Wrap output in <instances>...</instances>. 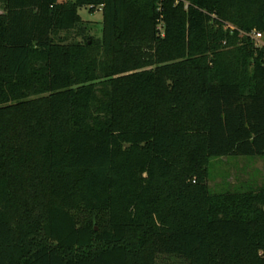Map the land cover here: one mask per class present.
Segmentation results:
<instances>
[{
	"label": "trees",
	"instance_id": "obj_1",
	"mask_svg": "<svg viewBox=\"0 0 264 264\" xmlns=\"http://www.w3.org/2000/svg\"><path fill=\"white\" fill-rule=\"evenodd\" d=\"M1 2L0 264H264V0Z\"/></svg>",
	"mask_w": 264,
	"mask_h": 264
},
{
	"label": "rangeland",
	"instance_id": "obj_2",
	"mask_svg": "<svg viewBox=\"0 0 264 264\" xmlns=\"http://www.w3.org/2000/svg\"><path fill=\"white\" fill-rule=\"evenodd\" d=\"M1 1L0 11L2 10ZM78 13L83 20L86 33L92 38H99L101 36L100 9L89 11L88 8H81ZM65 35L62 34V36ZM68 36L72 40L80 39L73 31ZM207 171V184L211 193L238 190L255 191L264 187V157H215L209 160Z\"/></svg>",
	"mask_w": 264,
	"mask_h": 264
},
{
	"label": "built area",
	"instance_id": "obj_3",
	"mask_svg": "<svg viewBox=\"0 0 264 264\" xmlns=\"http://www.w3.org/2000/svg\"><path fill=\"white\" fill-rule=\"evenodd\" d=\"M253 39H254L256 44H261V34L260 33H254Z\"/></svg>",
	"mask_w": 264,
	"mask_h": 264
},
{
	"label": "crops",
	"instance_id": "obj_4",
	"mask_svg": "<svg viewBox=\"0 0 264 264\" xmlns=\"http://www.w3.org/2000/svg\"><path fill=\"white\" fill-rule=\"evenodd\" d=\"M0 12H2V11H0Z\"/></svg>",
	"mask_w": 264,
	"mask_h": 264
}]
</instances>
